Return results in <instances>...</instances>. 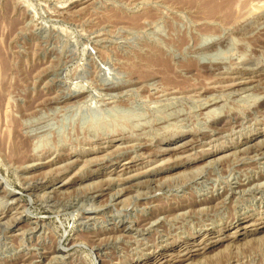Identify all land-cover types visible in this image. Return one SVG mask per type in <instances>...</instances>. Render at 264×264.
I'll use <instances>...</instances> for the list:
<instances>
[{
	"label": "rangeland",
	"instance_id": "rangeland-1",
	"mask_svg": "<svg viewBox=\"0 0 264 264\" xmlns=\"http://www.w3.org/2000/svg\"><path fill=\"white\" fill-rule=\"evenodd\" d=\"M210 3L0 0V264H264V0Z\"/></svg>",
	"mask_w": 264,
	"mask_h": 264
},
{
	"label": "bare ground",
	"instance_id": "bare-ground-1",
	"mask_svg": "<svg viewBox=\"0 0 264 264\" xmlns=\"http://www.w3.org/2000/svg\"><path fill=\"white\" fill-rule=\"evenodd\" d=\"M199 1H201V2H203L204 0H199ZM211 1V3L209 4V5H206L208 8L209 7H211L210 9H212V11H211V13L213 14V12H216V11H219V13H220V11H225V12H229V7H230V5H232V3H231V0H221V2H219V3H217L218 1H220V0H210ZM197 2V1H196ZM236 2V1H235ZM205 3V2H204ZM230 4V5H229ZM238 5V4H237ZM226 6H227V8H226ZM235 6V5H234ZM242 6V5H241ZM209 9V10H210ZM230 10H231V8H230ZM232 11V10H231ZM230 11V12H231ZM223 12H222V14H223ZM228 14V13H227ZM231 14V13H230ZM217 15V14H216ZM225 15V14H224ZM223 16V15H222ZM226 16V15H225ZM226 17H229V15L228 16H226ZM86 52V51H85ZM222 53V52H221ZM155 54V53H154ZM160 57V56H159ZM159 57H157V58H159ZM205 58V57H204ZM227 59V58H226ZM156 60V59H155ZM211 60V59H210ZM152 61V60H151ZM63 62V61H62ZM153 62V61H152ZM156 63V62H155ZM154 63V64H155ZM195 63L196 62H194V66H195ZM159 64H160V66L162 67V69L164 70V72L167 74L168 72H169V70H171V69H169V64H168V62L165 60V59H162V58H160V60H159ZM197 65H198V63H196ZM111 65V64H110ZM147 66V65H146ZM155 66V65H154ZM171 66V65H170ZM197 67V66H196ZM198 67H200V66H198ZM210 67H208V69H209ZM120 69V68H119ZM192 70V69H191ZM97 71V70H96ZM160 71V70H159ZM172 71V70H171ZM170 71V72H171ZM124 72V71H123ZM162 72V71H161ZM141 73V72H140ZM142 74V73H141ZM140 74V75H141ZM148 75H149V73H147ZM155 74V73H154ZM157 74V73H156ZM162 74H163V72H162ZM175 74V73H174ZM112 77V76H111ZM119 77V76H118ZM142 77V76H141ZM154 77V76H153ZM165 77V76H164ZM150 78V77H149ZM152 78V77H151ZM150 78V79H151ZM168 78V77H167ZM146 79H148V78H146ZM153 79V78H152ZM242 82V81H241ZM245 82V81H244ZM126 83V82H125ZM234 83V82H233ZM151 84V83H150ZM237 85V84H236ZM215 86V85H214ZM99 87V86H98ZM139 88V87H138ZM63 90V89H62ZM129 91V90H128ZM229 92V91H228ZM72 93V92H71ZM106 93V92H105ZM233 93V92H232ZM86 96V95H85ZM252 96V95H251ZM132 97V96H131ZM257 97V96H256ZM153 98V97H152ZM161 98V97H160ZM262 98V97H261ZM241 99V98H240ZM218 101V100H217ZM106 104V103H105ZM84 106V105H83ZM154 106V105H153ZM126 107V106H125ZM204 107V106H203ZM225 107V106H224ZM157 108V107H156ZM169 108V107H168ZM193 108V107H192ZM225 109V108H224ZM100 110V109H99ZM131 112V111H130ZM141 112V111H140ZM52 113V112H51ZM230 113V112H229ZM110 114V113H109ZM145 114V113H144ZM146 115V114H145ZM217 115V114H216ZM41 116V115H40ZM94 116V115H93ZM151 116V115H150ZM142 117V116H141ZM174 117V116H173ZM145 118V117H144ZM123 119V118H122ZM131 119V118H130ZM55 120V119H54ZM135 120V119H134ZM162 120V119H161ZM179 120V119H178ZM37 122V121H36ZM148 123V122H147ZM133 124V123H132ZM137 124V123H136ZM250 124V123H249ZM179 125V124H178ZM231 125V124H230ZM135 126V125H134ZM137 126V125H136ZM142 126V125H141ZM165 126V125H164ZM234 126V125H233ZM91 127V126H90ZM149 127V126H148ZM239 127V126H238ZM241 127V126H240ZM111 128V127H110ZM228 128V127H227ZM217 129V128H216ZM233 129V128H232ZM231 129V130H232ZM89 130V129H88ZM211 130V129H210ZM226 130V129H225ZM228 130V129H227ZM173 131V130H172ZM26 132V131H25ZM168 132V131H167ZM211 132L215 135V133L216 132H218L217 130H215V129H213L212 128V130H211ZM231 132H233V130L231 131ZM139 134V133H138ZM142 134V133H141ZM225 134H226V132H225ZM31 136V135H30ZM145 136V135H144ZM34 137H36V136H34ZM42 139V138H41ZM240 140V139H239ZM189 143H192V142H188V143H184V145L183 146H181V147H184V149H183V153H186L188 150H190V149H192L193 147V144H189ZM217 144V143H216ZM57 145V144H56ZM224 146V145H223ZM19 147V146H18ZM117 147V146H116ZM190 147V148H189ZM250 147V146H249ZM118 148V147H117ZM211 148V147H210ZM25 149V148H24ZM23 149V150H24ZM39 149V148H38ZM105 149V148H104ZM115 149V148H114ZM113 149V150H114ZM22 150V151H23ZM252 151H250L249 149L248 150H246L244 153L245 154H253V153H261V152H263L264 151V142L262 143V145H259V148L258 149H251ZM51 151V150H50ZM37 152V151H36ZM104 152V151H103ZM18 153V152H17ZM26 153V152H25ZM129 153V152H128ZM19 154V153H18ZM23 154V153H22ZM15 155V154H14ZM149 155V154H148ZM226 155V154H225ZM261 155V154H260ZM259 155V156H260ZM17 157V156H16ZM26 157V156H25ZM256 158V157H255ZM174 159V158H173ZM21 160V159H20ZM212 160V159H211ZM218 160V159H217ZM34 161V160H33ZM51 161V160H50ZM81 162V161H80ZM207 162H210V161H207ZM129 163V162H128ZM211 163V162H210ZM32 164V163H31ZM209 164V163H208ZM62 166V165H61ZM127 169L129 168V167H126ZM197 168V167H196ZM241 168V167H240ZM125 169V168H124ZM123 169V170H124ZM213 169V168H212ZM94 171V170H93ZM194 171V170H193ZM138 174V173H137ZM37 176V175H36ZM134 176H136V175H134ZM22 177V176H21ZM122 178V177H121ZM163 178V177H162ZM171 178V177H170ZM259 178V177H258ZM262 178V177H261ZM264 179V178H263ZM67 182V181H66ZM103 182V181H102ZM243 183V182H242ZM0 184H2V185H4V187L6 188V189H8L9 191H11L12 192V190H11V188H10V185H9V183L6 181V179H4L1 175H0ZM257 184V183H256ZM243 185V184H242ZM60 186V185H59ZM66 186V183H63L60 187H56L57 189H61L62 190V188H64ZM81 186V185H80ZM91 186V185H90ZM89 186V187H90ZM92 187V186H91ZM238 187H239V185H238ZM242 187V186H241ZM66 188V187H65ZM240 188V187H239ZM243 188V187H242ZM251 188V187H250ZM5 189V190H6ZM55 188H53V190H54ZM74 189V188H73ZM94 189V188H93ZM57 191H59V190H57ZM69 191V190H68ZM122 191V190H121ZM90 192V191H89ZM95 192V191H94ZM260 196V195H259ZM72 206V205H71ZM128 207V206H127ZM123 211V210H122ZM166 216V215H165ZM261 217V216H260ZM163 218V217H162ZM256 219V218H255ZM262 219V218H261ZM118 220V219H117ZM260 220V219H259ZM248 221V220H247ZM256 221V220H255ZM258 221V220H257ZM256 221V222H257ZM137 222V221H136ZM156 222V221H155ZM250 222V221H249ZM253 222V221H252ZM251 222V223H252ZM259 222V227H260V229L262 230L263 228H264V217H263V221H258ZM151 223V222H150ZM250 224V223H249ZM246 225V224H245ZM244 225V226H245ZM251 225V224H250ZM252 225H254V224H252ZM256 225H258V224H256ZM101 226V225H100ZM240 226V225H239ZM249 226V225H248ZM253 227V226H252ZM246 228V227H245ZM244 228V229H245ZM24 229V228H23ZM237 229V228H236ZM234 230L235 232L237 231V230ZM248 229V228H247ZM249 229H250V226H249ZM159 230V229H158ZM259 231V230H258ZM238 232V231H237ZM242 233V232H241ZM233 234H235V233H233ZM233 236H236V235H232V237ZM105 237V236H104ZM229 238V237H228ZM231 238V237H230ZM241 239V238H240ZM60 240L62 241V239L60 238ZM59 240V241H60ZM190 242V241H189ZM59 243V242H58ZM63 243V242H62ZM198 243H200V242H198ZM97 246H98V244H97ZM196 247V246H195ZM202 247V246H201ZM55 249V248H54ZM200 249V248H199ZM204 250V249H203ZM44 251V250H43ZM52 251V250H51ZM57 252L58 253H63V252H65V248L61 245V243L59 244V247H58V249H57ZM56 252V253H57ZM181 252V251H180ZM192 253V252H191ZM11 254V253H10ZM48 254V253H47ZM50 254V253H49ZM58 255V254H57ZM181 255H183V254H181ZM185 255V254H184ZM192 256V255H191ZM42 257V256H41ZM55 257V256H54ZM180 257V256H179ZM183 257V256H182ZM189 257V256H188ZM187 257V258H188ZM43 258V257H42ZM48 258V257H47ZM170 258V257H169ZM186 257H184V259H187ZM193 258V257H192ZM165 259V258H164ZM163 259V260H164ZM163 260H162V263H163ZM167 260V259H166ZM182 261V260H181ZM53 262V261H52ZM53 263H55V262H53ZM157 263V262H156ZM20 264V263H19ZM153 264V263H152ZM165 264V263H164Z\"/></svg>",
	"mask_w": 264,
	"mask_h": 264
}]
</instances>
